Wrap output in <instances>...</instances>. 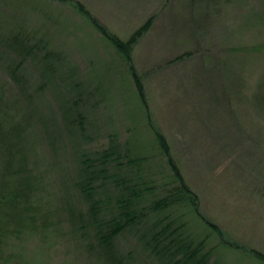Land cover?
<instances>
[{"label":"rangeland","instance_id":"rangeland-1","mask_svg":"<svg viewBox=\"0 0 264 264\" xmlns=\"http://www.w3.org/2000/svg\"><path fill=\"white\" fill-rule=\"evenodd\" d=\"M77 1L123 40L151 19L132 48L146 103L73 0H0V117L19 127L15 160L35 186V224L1 245L0 264H164L140 239L164 216L181 217L183 232L205 241L206 264H264L253 252L264 253V0ZM149 121L206 219L186 205L150 213L115 237L105 259L93 231L69 218L88 209L75 187L79 161L114 140L139 160L126 164L138 182L157 196L170 191ZM4 162L0 151V169Z\"/></svg>","mask_w":264,"mask_h":264},{"label":"trees","instance_id":"trees-1","mask_svg":"<svg viewBox=\"0 0 264 264\" xmlns=\"http://www.w3.org/2000/svg\"><path fill=\"white\" fill-rule=\"evenodd\" d=\"M72 5L121 55L132 79L136 96L145 105V90L141 76L134 66L132 48L148 30L151 19H147L123 40L102 25L81 2L73 0ZM14 41L17 39L14 38ZM24 59L25 57H22L19 65ZM149 126L171 171L169 184L172 185L168 187L171 188L170 191L166 189L164 194L157 196L153 193L152 186H148L145 181L138 182L140 177L128 172L126 164H139V160L130 158L124 147L114 140L110 141L106 149L92 155H83L79 161L75 187L87 203L88 209L86 214H69V218L73 219L75 216L80 218L79 228L93 231L96 240L94 247L99 250V254L105 256V259L106 257L113 259L111 253L115 237L126 228L144 224L150 213L172 214L174 208L186 205L200 216L199 197L181 174L171 155L167 138L153 121H149ZM18 135L19 127L11 123L6 126L0 117V151L6 157V162L0 169V248L8 239L20 233L21 229L35 224V216L29 211L32 206L31 198L35 192L34 179L25 167L24 160L20 157L15 160L17 152H20ZM111 191L115 192L114 202ZM143 194L154 196L147 206L141 202ZM200 217L206 219L204 216ZM168 219V216H164L150 223L147 234L140 236L149 253L162 260L164 264H206L209 253L201 252L205 241L201 239L193 242L183 232L185 222L181 217ZM212 228L217 234L221 233L216 225H212ZM222 243L230 249L235 247L231 240L222 239ZM253 252L264 262L263 252L258 250Z\"/></svg>","mask_w":264,"mask_h":264}]
</instances>
